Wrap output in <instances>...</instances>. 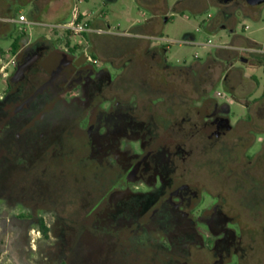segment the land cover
Segmentation results:
<instances>
[{
  "label": "flooded vegetation",
  "instance_id": "1",
  "mask_svg": "<svg viewBox=\"0 0 264 264\" xmlns=\"http://www.w3.org/2000/svg\"><path fill=\"white\" fill-rule=\"evenodd\" d=\"M13 9L0 16V39L10 40L7 62L0 46V264H112L115 229L128 234L133 254L140 249L153 262L191 264L199 250L207 264L245 263L252 246L232 226L239 225L235 215L248 213L243 208L264 204L263 154L244 152L250 140L231 122L229 105L218 102L220 93L206 91L205 81L196 87L184 80L196 62L170 65L150 42L138 63L134 45L103 50L92 36L102 32L90 24L79 35L31 39ZM73 36L81 40L71 43ZM243 52V64L248 53L263 54ZM222 70L216 80L235 100L252 96L253 82L243 85L231 66ZM245 108L249 118L251 104ZM231 140L235 171L224 151L228 170L206 181L188 178L194 156L223 152ZM78 150L106 173L101 181L92 177L87 190L66 186L76 175L57 164ZM235 197L238 210L227 206ZM78 201L85 212L72 218L64 209Z\"/></svg>",
  "mask_w": 264,
  "mask_h": 264
},
{
  "label": "rangeland",
  "instance_id": "2",
  "mask_svg": "<svg viewBox=\"0 0 264 264\" xmlns=\"http://www.w3.org/2000/svg\"><path fill=\"white\" fill-rule=\"evenodd\" d=\"M42 1L39 8L33 11V5H29L26 0H0V16L6 14L5 12L9 11L8 8L13 6L15 15L18 14V10H22L19 16L24 14L33 21L32 25L25 26L24 31L20 28L21 33L31 39L44 36L52 38L57 36L63 39V37L72 35L62 30L60 32V29L71 22L74 14H79L91 21V27L102 32L92 36L103 50L115 51L121 42L127 45V49L134 45L137 47L134 52L139 63L143 51L141 47H144L145 43L151 42L166 51V58L170 65L189 66L196 62L192 69L182 72L184 80H188L196 87L201 86L205 81L206 91L222 95L217 98L218 102L229 105L232 112L231 122L250 140V145L247 148L243 146L242 149L250 156L262 153L263 158L259 160V165H264V3L247 6L240 0L230 1L227 4L220 3L219 0H196L198 1L195 7L197 10L192 11L191 6L187 9L183 5L180 6L183 7L182 10H177L174 6L172 7L175 0H167L169 12L167 15H163L160 10V15L152 30L155 32L154 37L140 41L134 38L136 33L134 29L130 28L131 24L144 22L150 18V13L144 7L138 6L136 0ZM160 4V8L163 9L162 1ZM128 32L131 36H125L124 39L117 38ZM69 40L71 43H75L79 42L81 37L73 36ZM9 45V39H0L4 62H7L10 56L6 53ZM250 49L260 50L263 54L248 53L245 57L248 63H241L239 55L245 56L246 52L243 51ZM255 61H262V65L253 64V62L256 63ZM222 66H231L233 73L237 74L243 85L253 82L256 89L250 98L248 96L235 100L230 93L225 91L223 85L216 80L223 73ZM8 71L11 73L13 68L10 66ZM180 79L182 78L180 77ZM253 100L255 101L252 103ZM245 102L250 103L252 107L249 118H246L249 112L245 108ZM237 149L236 141L231 140L223 152L218 147L214 151L207 152L206 156H194L190 162L194 173L188 178L196 182L206 181L211 179L210 175L219 173L222 168L228 170L225 166L224 151L231 152L228 167L235 171ZM57 164L64 168L65 172L76 175L75 178L66 180V186L73 184L80 189L87 190L92 177L97 178L98 181L106 179L103 167L96 160L87 158L80 150L64 154ZM235 173L230 174V179L233 181L236 178ZM262 175L263 179L259 180V183H264V173ZM220 181L221 178L217 176L210 184V189L215 194L221 191ZM230 185H232L229 187L230 190L239 197L241 192L234 190L238 186L232 181ZM249 204L252 203L249 202ZM84 205L78 201L70 206L67 205L64 211L71 214L72 218L83 216H74V214L85 212ZM227 206L238 210L240 204L235 197V199H229ZM62 210L61 208L60 211ZM244 210L248 213L235 215L239 225L232 226L236 234L242 236L243 244L252 246V250L248 252L243 264H264V204L261 203L258 209L243 208ZM257 210L259 211L257 212ZM201 229L204 231V228ZM112 234L114 237L112 264H163L161 260L153 262L152 258L140 249L133 254L128 234L123 229H115ZM207 262L205 251L193 250L190 258L191 264H207Z\"/></svg>",
  "mask_w": 264,
  "mask_h": 264
},
{
  "label": "crops",
  "instance_id": "3",
  "mask_svg": "<svg viewBox=\"0 0 264 264\" xmlns=\"http://www.w3.org/2000/svg\"><path fill=\"white\" fill-rule=\"evenodd\" d=\"M26 1L29 5H33V11L36 10L37 8H39L41 3L43 2L42 0H26ZM113 1H115V0H113ZM160 1H162L163 9L160 8V6H161ZM136 2L138 4V6H142L149 11V13H150L149 17L150 18L146 19L144 22H133L131 24L130 28L135 30V33H136V34H134L135 39H138L140 41H141V39H143L146 41L147 39L149 40L150 37H154V35H155V32H153L152 30L154 28L153 26H154L155 21L158 19L159 15H160V12H161L160 10H162L161 14H163V15L168 14V12H169L168 2H167V0H159V1L158 0H150L148 2H147V0H136ZM181 5H183V7H186V8L189 7L190 8V6H188V4H186V3H183L182 0H175V2L172 4V7L174 6L177 10H182L183 7H180ZM195 7H192V11L197 10V8H195ZM17 12H18V14L13 16V21L19 26V28H21L24 31L26 25L19 23L17 21V18L19 17V13H22V10H18ZM22 15H24V14H22ZM26 19L29 22H33L32 20H30V18L26 17ZM90 22L91 21H89V24H90ZM107 27H109V26H107ZM60 32H61V29H60ZM129 34H130V32H128L127 34H124V36H131ZM57 35H59V34H57ZM145 45H146V43H145Z\"/></svg>",
  "mask_w": 264,
  "mask_h": 264
},
{
  "label": "built area",
  "instance_id": "4",
  "mask_svg": "<svg viewBox=\"0 0 264 264\" xmlns=\"http://www.w3.org/2000/svg\"><path fill=\"white\" fill-rule=\"evenodd\" d=\"M17 21L25 25L33 24L29 22L24 15H20L17 18ZM88 28H89V20L82 15L74 14L71 22L66 24L64 27H62L61 30L70 35H79L87 31ZM217 95L219 96V93Z\"/></svg>",
  "mask_w": 264,
  "mask_h": 264
},
{
  "label": "water",
  "instance_id": "5",
  "mask_svg": "<svg viewBox=\"0 0 264 264\" xmlns=\"http://www.w3.org/2000/svg\"><path fill=\"white\" fill-rule=\"evenodd\" d=\"M230 1H233V0H222V3L226 4ZM244 1L249 6H257V5L264 3V0H244Z\"/></svg>",
  "mask_w": 264,
  "mask_h": 264
},
{
  "label": "trees",
  "instance_id": "6",
  "mask_svg": "<svg viewBox=\"0 0 264 264\" xmlns=\"http://www.w3.org/2000/svg\"><path fill=\"white\" fill-rule=\"evenodd\" d=\"M12 47L14 48L13 50H15V47H16V46H15V44H13V46H12Z\"/></svg>",
  "mask_w": 264,
  "mask_h": 264
}]
</instances>
